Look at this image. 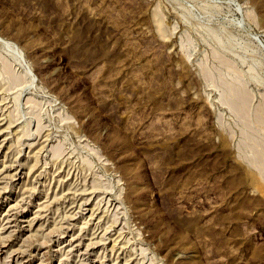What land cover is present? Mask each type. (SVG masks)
<instances>
[{
	"label": "rangeland",
	"instance_id": "obj_1",
	"mask_svg": "<svg viewBox=\"0 0 264 264\" xmlns=\"http://www.w3.org/2000/svg\"><path fill=\"white\" fill-rule=\"evenodd\" d=\"M0 264H264V0H0Z\"/></svg>",
	"mask_w": 264,
	"mask_h": 264
}]
</instances>
